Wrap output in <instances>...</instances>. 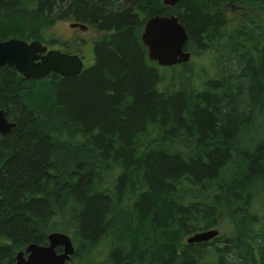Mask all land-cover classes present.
<instances>
[{
    "label": "trees",
    "instance_id": "obj_1",
    "mask_svg": "<svg viewBox=\"0 0 264 264\" xmlns=\"http://www.w3.org/2000/svg\"><path fill=\"white\" fill-rule=\"evenodd\" d=\"M220 1L0 0V40L54 47L58 21L103 33L79 75L0 66L17 124L0 134V264L57 230L66 264H264V24L246 16L232 40ZM241 1L264 16V0ZM172 13L191 54L218 53L213 77L189 60L167 80L176 68L149 59L145 22Z\"/></svg>",
    "mask_w": 264,
    "mask_h": 264
},
{
    "label": "water",
    "instance_id": "obj_2",
    "mask_svg": "<svg viewBox=\"0 0 264 264\" xmlns=\"http://www.w3.org/2000/svg\"><path fill=\"white\" fill-rule=\"evenodd\" d=\"M179 0H162L163 4L174 7ZM70 27L82 31L89 26L82 22H70ZM188 31L179 17L154 15L144 25L141 40L147 47L149 59L160 66H173L188 62L192 54L186 49ZM9 65L25 78L40 79L51 73L61 76L79 75L84 69V60L78 53L49 48L41 41L12 37L0 40V66ZM16 122L11 121L4 109H0V134L9 133ZM217 228L198 231L187 237V243L206 242L217 235ZM61 247V251L58 248ZM75 252L70 235L53 231L48 235V244L30 243L16 255L15 264H66Z\"/></svg>",
    "mask_w": 264,
    "mask_h": 264
},
{
    "label": "rangeland",
    "instance_id": "obj_3",
    "mask_svg": "<svg viewBox=\"0 0 264 264\" xmlns=\"http://www.w3.org/2000/svg\"><path fill=\"white\" fill-rule=\"evenodd\" d=\"M219 7L226 14L228 20L226 31L228 34H230L232 40H235L234 37H237L236 31L237 29H240L245 23L246 16L264 24V16L260 13L250 10L242 1L221 0L219 2ZM70 22L71 21H58L52 30L49 31V34L54 38H57L59 41L54 47L51 48H57L62 51H65L66 48H68L70 53H78L83 57L86 68L90 67L95 62L94 41L99 39L103 33L91 27L86 31H82L79 28H72L70 27ZM238 40L245 42L244 37H240ZM260 44L261 41L256 40L250 45L257 47ZM216 57L218 59V53L214 49L205 51L201 55L192 54L190 59V64H192L191 71L200 73V76L205 74L208 75L209 78L213 77L215 71H219ZM173 67L176 69L173 71H165L167 74V80L170 79V75L172 73L180 70V67L178 66ZM159 71H164V69H159Z\"/></svg>",
    "mask_w": 264,
    "mask_h": 264
},
{
    "label": "flooded vegetation",
    "instance_id": "obj_4",
    "mask_svg": "<svg viewBox=\"0 0 264 264\" xmlns=\"http://www.w3.org/2000/svg\"><path fill=\"white\" fill-rule=\"evenodd\" d=\"M238 1H241V0H238ZM42 43H43V42H42ZM43 44H44V43H43ZM45 45H47V44H45ZM47 46H48V45H47ZM48 47L51 48L50 46H48ZM80 56H81V55H80ZM81 57H82V56H81ZM82 59H83V57H82ZM83 60H84V59H83ZM84 68H85V63H84ZM47 244H48V243H47ZM47 244H42V245H47ZM26 247H27V246H26ZM24 250H25V249H24ZM21 251H22V250H21ZM58 251H61V247L58 248ZM19 252H20V251H18V253H19ZM18 253H17V254H18ZM17 254H16V255H17ZM15 262H16V260H15ZM14 264H15V263H14Z\"/></svg>",
    "mask_w": 264,
    "mask_h": 264
}]
</instances>
